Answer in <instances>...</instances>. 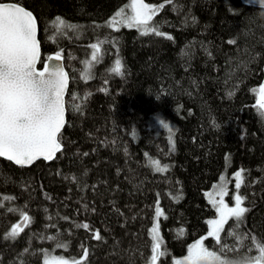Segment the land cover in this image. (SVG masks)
<instances>
[{"label": "trees", "instance_id": "1", "mask_svg": "<svg viewBox=\"0 0 264 264\" xmlns=\"http://www.w3.org/2000/svg\"><path fill=\"white\" fill-rule=\"evenodd\" d=\"M3 1L34 11L43 57L65 56L67 98L77 99L67 103L64 148L54 160L21 167L0 157V264H45L54 253L72 264H146L155 223L161 250L174 262L207 236L212 185L241 169L237 194L249 211L238 228L234 218L225 223L223 253H247L252 236L264 243V117L253 91L264 80L263 8L242 0H148L159 9L149 27L169 40L108 26L130 0ZM58 16L76 27L57 33ZM100 41L101 58L93 62L90 45ZM117 58L122 75L111 71ZM154 161L167 170L157 171ZM22 212L32 222L15 240L4 239ZM84 223L89 229L77 226ZM212 240L207 236V245L220 252Z\"/></svg>", "mask_w": 264, "mask_h": 264}, {"label": "snow or ice", "instance_id": "2", "mask_svg": "<svg viewBox=\"0 0 264 264\" xmlns=\"http://www.w3.org/2000/svg\"><path fill=\"white\" fill-rule=\"evenodd\" d=\"M166 3L171 4L173 0H166ZM261 3H264V0H261ZM130 7L131 14L125 15L124 9H121L108 22V26L119 31L116 25L122 24L126 27H137L141 30V35L152 32L156 36L173 39L172 36L159 31L157 27H149V21L159 9L143 3V0H131ZM164 7L165 4L162 3L160 9ZM52 23L57 33H62L65 28L74 29L76 27L66 23L59 16ZM101 43L104 42L100 41L90 45L93 49L91 54L93 62H98L101 58ZM228 43L235 44L236 41L229 40ZM47 60L49 62L44 64L42 70H39L37 64L40 62V44L37 40V19L34 14L18 3L0 2V157L21 167L31 165L40 158L53 160L56 158V153L62 150L61 131L65 125L64 96L68 88V74L59 63L62 60L61 52L48 57ZM51 61L57 63L53 64ZM123 67L121 59L117 58L111 71L122 75ZM253 91L258 96L257 104L260 115L264 117V83ZM232 94L230 92L229 96ZM72 99L76 100L77 96L73 95ZM75 108L77 111L81 110L79 105ZM161 123L163 127L172 131L168 124L163 121ZM172 146L174 148V142ZM153 163L156 164L157 171L167 170V166L159 167V161ZM243 171L241 169L235 173L237 193L243 183ZM220 195L219 206L216 207L219 219L208 221L210 231L207 236L215 238L222 254L227 248L226 245L221 244V231L224 224L231 217L234 218L233 228H238L249 209L242 206L244 197L240 194L235 195V206L231 208L224 204L223 189ZM209 196L211 197L210 193ZM3 199L14 198L3 197ZM155 215L157 218L163 215L159 206L156 208ZM31 222L32 218L26 212H22L21 222L13 224L4 239L15 240ZM77 226L86 230L90 227L87 223ZM150 231L151 255L146 264H157V261L167 255V250L166 248L161 250L159 223H156ZM179 234L183 235V230ZM93 235L96 240L102 239L98 230ZM228 235H234V233L229 232ZM48 238L55 239L56 237ZM242 240H248V235L243 234ZM57 246L64 247L65 245L58 243ZM253 248L259 253L256 257L249 255ZM234 250L239 251V249ZM221 254L217 251H210L205 247L203 240H198L189 247L188 255L183 261L177 260L174 264H264V243L252 236L251 246L248 247L247 253L232 259H222ZM87 256L88 250L85 248L82 259H87ZM45 264H69V262L63 258L48 259L46 255ZM76 264H82V262L77 261Z\"/></svg>", "mask_w": 264, "mask_h": 264}, {"label": "rangeland", "instance_id": "3", "mask_svg": "<svg viewBox=\"0 0 264 264\" xmlns=\"http://www.w3.org/2000/svg\"><path fill=\"white\" fill-rule=\"evenodd\" d=\"M143 3L148 4V5H150V6L153 7V8H156L155 3L151 2V1L143 0ZM130 5H131V0H130L129 3H127L126 5H124V7L122 8V9H124V14H125V15H129V14H131V12H130V10H131ZM129 8H130V9H129ZM72 97H73V96H71L70 99L67 98V103H68V102H70L71 104H72V103H75V100H73ZM68 108H69V107H68ZM235 173H236V172H235ZM235 173L227 174V172H224V173L220 176V178H219V179H218V180L212 185L211 189L209 190V193L211 194V197L209 196V193H208V196L210 197V203H211V205H212V208L214 209V212H212V214H211V216H210V218H209L208 221L219 219V215H218V213H217V211H216V207L219 206V201H220V199H221V195H220L221 189L224 190V195H223V201H224V204L227 205V207H229V208L235 206V199H234V197H235V195H237V192L234 193V192H231V190H230V185H235V183H236V180H235ZM233 183H234V184H233ZM230 194H232V195L230 196ZM213 201H216V203H213ZM242 206L245 207L244 203H243ZM230 218H231V217H230ZM155 224H156V223H155ZM155 224H154V225H155ZM208 225H209V223H208ZM224 225H225V224H224ZM223 227H224V226H223ZM209 231H210V225H209ZM209 231H208V232H209ZM159 234H160L161 240L163 241L162 236H161V232H160V228H159ZM201 237H203V238H201ZM201 237L195 239V240L192 242L191 245H193V244H194L196 241H198V240H203L205 236H201ZM206 237H207V236H206ZM195 238H196V237H195ZM212 241H213V243H216L215 240H212ZM203 243H204L205 247H207L210 251H216V250H213V248H212V249L209 248V246H208L207 243H206V238H205V241L203 240ZM191 245H190V246H191ZM190 246H189V247H190ZM188 249H189V248H188ZM188 249H187L186 252H184L183 254H181V255H179V256H176L175 261H177V260L183 261V259L188 255ZM217 253H218V254H221L220 252H217ZM224 255H225L224 253L221 254V258H222V259L227 258V257H225ZM166 256H167V257H170V256L168 255V253H167ZM166 256H165V257H166ZM256 256H258V255H256ZM256 256H255V257H256ZM52 257H55V258H63L64 260H67V261L69 262V264H72V262H71L70 260L64 258V257L61 256V255H57L56 253H54L51 257H49V259H51ZM234 257H237V255H231V256H230L229 258H227V259H232V258H234ZM253 257H254V256H253ZM165 259H166V258H165ZM162 260H163V259H161V261H160V263L162 262L161 264H174V262H173V260H172L171 257H170V260H169L168 262H163Z\"/></svg>", "mask_w": 264, "mask_h": 264}, {"label": "water", "instance_id": "4", "mask_svg": "<svg viewBox=\"0 0 264 264\" xmlns=\"http://www.w3.org/2000/svg\"><path fill=\"white\" fill-rule=\"evenodd\" d=\"M242 1H243V3H245L248 6H252V7H256V8H263L264 9V3H261V0H242ZM0 2H4V3H18L20 6L24 7L26 10L31 11L34 14V16L36 17V19H37V16L34 13V11L32 9H30L29 7L25 6L24 4H22L21 2H18V1H3V0H0ZM37 40L39 41V44H40V62L37 64V68L39 70H42L44 64L49 62L47 60V58L50 57V56H54L57 52L56 51L51 52L45 58L43 57V50H42V43H41V39H40V28H39V21H38V19H37ZM51 63L55 64L57 62L51 61ZM59 63L63 66L64 71L68 74V88H67L66 93H65V96H64V100H65V125L62 128V131H61V134H62V132H63V130H64L66 124H67V121H68L67 96H68L69 87H70V83H71V76H70V73H69L68 68H67V65H66L65 56L63 54H62V60ZM263 83H264V80H263ZM63 148H64V144L62 143V150H63ZM61 151H59V152L56 153V157H57L58 153H60ZM1 158L7 160L4 157H1ZM41 160L46 161V162L52 161V160H44L43 158H40V159L36 160L33 164H35L36 162L41 161ZM10 162H12V161H10ZM12 163L15 164L14 162H12ZM33 164L28 165V166H23V167H30ZM17 166H19V165H17Z\"/></svg>", "mask_w": 264, "mask_h": 264}, {"label": "bare ground", "instance_id": "5", "mask_svg": "<svg viewBox=\"0 0 264 264\" xmlns=\"http://www.w3.org/2000/svg\"><path fill=\"white\" fill-rule=\"evenodd\" d=\"M69 71V70H68ZM70 73V72H69ZM71 76V75H70Z\"/></svg>", "mask_w": 264, "mask_h": 264}]
</instances>
